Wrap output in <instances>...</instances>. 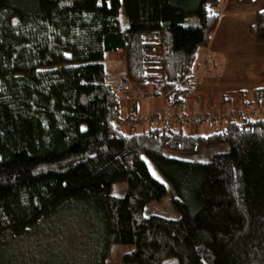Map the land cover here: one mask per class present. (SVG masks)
I'll use <instances>...</instances> for the list:
<instances>
[{"label": "trees", "instance_id": "obj_1", "mask_svg": "<svg viewBox=\"0 0 264 264\" xmlns=\"http://www.w3.org/2000/svg\"><path fill=\"white\" fill-rule=\"evenodd\" d=\"M222 1L0 0V264L31 232L79 222L98 240L83 262L35 264H107L114 245H133L124 264H264V116L209 134L183 129L209 121L178 119L192 114L194 64ZM253 32L264 43V11ZM112 51L123 52L119 72L135 91L163 96L166 112L154 115L178 120L123 130L103 62ZM236 93L220 108H264V88ZM218 144L227 150L189 159ZM148 162L169 183L176 217L148 211L168 194ZM121 182L125 192L112 193Z\"/></svg>", "mask_w": 264, "mask_h": 264}, {"label": "rangeland", "instance_id": "obj_2", "mask_svg": "<svg viewBox=\"0 0 264 264\" xmlns=\"http://www.w3.org/2000/svg\"><path fill=\"white\" fill-rule=\"evenodd\" d=\"M118 19H119V27L120 29H124L127 26V19L124 14V8L123 4L120 5L118 10ZM122 51H112L107 52L104 64L106 66V74L110 75L115 79L113 85L115 82L121 78L124 77L120 74L121 66L123 64L124 56ZM201 56L199 52L198 60L194 64L195 67H199L200 64L197 65L198 61L202 60L203 67L201 65V69L203 68V82H206V85H204V88L207 89H214L218 84H224V81L219 77V74L216 76H212L211 73H207L208 69L211 70L210 63L206 65L205 59ZM196 65V66H195ZM217 67L218 69L220 66L218 63L214 65V67ZM222 72L223 75L228 76L229 70H228V63L224 60L221 62ZM207 69V70H206ZM215 69V68H214ZM221 69V68H220ZM206 72V73H205ZM211 74V75H208ZM222 74V73H221ZM212 76V77H211ZM205 78V81H204ZM218 78L220 81H218ZM196 82V81H195ZM202 82V80H201ZM131 83V82H130ZM131 92L126 94H120V96H136L138 95L139 98L136 100V104L138 107L139 112H143L141 107H146L147 110L155 112L160 109V100L157 97H151L149 96V88H142L139 89L138 92L135 91V89L132 86L131 83ZM138 93L135 94L134 92ZM210 91V90H209ZM237 91L231 92V97H234L235 101H237ZM196 93H192L188 98L186 99V112H190L192 114L190 115H196V114H206L207 109L209 108V105H207L204 101L203 97L198 96V100L196 101L197 97L195 96ZM151 97V98H149ZM200 100V102H199ZM198 102V103H197ZM131 100H121V115L124 116L125 114L129 113V109L132 106ZM236 108H240L239 106H236ZM220 110V109H219ZM226 110V109H225ZM243 110V109H242ZM215 111V110H212ZM211 111V112H212ZM227 111V110H226ZM240 111V110H235ZM245 113H252L255 114L251 115L253 117H257L259 113L257 112H264V108H258V109H252V110H243ZM148 112V111H147ZM241 112V111H240ZM242 113V112H241ZM141 114V113H140ZM192 122H199L198 120H190ZM207 121V120H205ZM211 123L209 122H200V127L198 131L193 130H186L189 133H201V134H209L213 132L214 130H218L221 127V123L218 121L215 125L208 126L207 124ZM226 144H218V145H212V146H206L197 152V154L191 156V158H196L199 161H203L207 159L212 153L217 151H225L227 150ZM149 169L152 173V175L157 178L160 181H163L166 183L168 194L162 198L161 201L157 202L155 204V207H149L148 211H155L159 214H163L168 217H176L177 212L173 209L171 205V193H169L170 185L169 183L163 178V176L156 170L155 166L148 162ZM126 190L125 183H114L112 184L110 191L114 194H123ZM66 225V224H65ZM97 235L93 232L92 228L89 227L88 222H79V225H66V226H60L56 225V228L51 230L50 228H44L40 230H36L31 232L29 235L24 236L20 239V242H16L15 245L11 248L13 252L12 261H10V264H35L38 260L45 259V258H58L63 259L65 261H68L69 263H77V262H83L84 259L87 258V256L92 252V250L95 248L97 243ZM133 248V245H114L111 249L110 256L107 258V264H124L121 262V257L124 252L129 251Z\"/></svg>", "mask_w": 264, "mask_h": 264}, {"label": "crops", "instance_id": "obj_3", "mask_svg": "<svg viewBox=\"0 0 264 264\" xmlns=\"http://www.w3.org/2000/svg\"><path fill=\"white\" fill-rule=\"evenodd\" d=\"M259 11H264V0L222 1L219 7L218 21L210 42L204 50H201L200 54L203 56L202 59H205V66L210 63L211 70L208 69L207 73H211L212 71L211 74L213 77L219 74V77L224 81V84L220 83L214 89L203 87L206 85V82H203V77L201 78V76H204L203 68L201 69V65L203 67V64H201L203 62L202 60L200 63L198 61L197 65L200 64V66L195 67L192 73V76L196 81L194 86V93H196L195 96L197 97L196 101L198 100V96L203 97L205 103L209 105L207 111L216 109L230 110L228 105L232 103L231 101H227L223 108H220L219 105H221L220 99L223 96L229 98L231 92L239 90L250 91L252 89L264 88V43H257L253 32L254 18ZM223 60L228 63V76L223 75L222 72L221 62ZM216 63H218L221 69H218L216 66L214 67ZM110 75L107 73L109 79L112 78ZM218 81H220L219 78ZM135 94L138 93L136 92ZM149 96L153 97L151 94H149ZM119 97L120 101L122 98L125 101H132L129 113L123 116L124 118L126 117V119L129 118H127V116L131 113H135L136 115L141 113L140 115L142 116H148L151 114L166 112L163 96L157 97L160 100V109L155 112L147 110L146 107H141L143 112H139L136 104V100L139 98L138 95L134 97ZM200 125V123L188 122L183 125V129L185 131L188 129L196 132ZM207 125L212 126L215 124L208 123ZM135 127L136 126H134L133 130L138 129V127ZM122 128L127 133L131 132L129 131L130 127L127 125H123Z\"/></svg>", "mask_w": 264, "mask_h": 264}, {"label": "built area", "instance_id": "obj_4", "mask_svg": "<svg viewBox=\"0 0 264 264\" xmlns=\"http://www.w3.org/2000/svg\"><path fill=\"white\" fill-rule=\"evenodd\" d=\"M131 83L126 77L119 78L114 85H112V90L120 95V94H126L131 92ZM259 113L257 117L264 116V112H257ZM241 115L251 116L255 114L252 113H241L240 111H231L228 112L226 110H215L210 113L206 114H196V115H185L180 116L178 119L183 121H190V120H207V121H219L220 123H226L230 119L239 117ZM176 115H168V114H162L161 116H155L154 114L148 115V116H142L140 114L135 115L134 117L128 118L125 122H121L120 125H127L129 126V131H132L134 126L142 125L144 123H160L163 121H176L178 120Z\"/></svg>", "mask_w": 264, "mask_h": 264}]
</instances>
